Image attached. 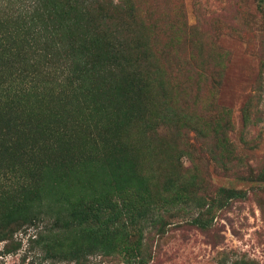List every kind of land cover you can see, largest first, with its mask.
Wrapping results in <instances>:
<instances>
[{
  "label": "rangeland",
  "instance_id": "rangeland-1",
  "mask_svg": "<svg viewBox=\"0 0 264 264\" xmlns=\"http://www.w3.org/2000/svg\"><path fill=\"white\" fill-rule=\"evenodd\" d=\"M50 1L0 0V264H264V0H87L72 46ZM109 65L133 112L79 89ZM127 174L138 204L79 199Z\"/></svg>",
  "mask_w": 264,
  "mask_h": 264
},
{
  "label": "trees",
  "instance_id": "trees-1",
  "mask_svg": "<svg viewBox=\"0 0 264 264\" xmlns=\"http://www.w3.org/2000/svg\"><path fill=\"white\" fill-rule=\"evenodd\" d=\"M48 3L52 7L51 8L52 9L51 15H50L51 19L48 20L49 23L57 24V28H56L57 30L62 28L63 23H67L66 30L68 33V43L72 46L73 44H76L78 41H80L79 33L81 30V27L84 26L83 21H86L89 24L92 23L91 19L86 18L87 8H88L87 5L89 4V1H87V0H52ZM34 4H35V2L32 4V6ZM29 8H30V6H27L25 8V10L28 11ZM54 30L55 29L51 27L50 31H54ZM92 34L97 35V33L95 32L94 29L91 31V35ZM87 40L89 41L90 38ZM115 44H116V42H114V41H111L108 43L107 49H106L107 53L103 54L104 58H107V59L112 58L113 60H115V58H116V60H117L118 56L119 57L121 55L124 56L123 44L119 40L117 41L118 53H117V49H116L117 46H115ZM70 49H72V47H70ZM92 54L94 55V57H91L90 62H91V64H95L98 62V56L100 55V50L98 48H95V50ZM108 57H110V58H108ZM112 59H111V64L112 63L116 64V62H113ZM78 67H79V65L75 66L73 71H71V74L77 73L79 71ZM111 67L113 68V70L115 69V66L109 65L107 68V74L106 75L101 74V76H99V74H96V71L93 72L92 74L94 76L91 77V79L90 78L88 79V77L85 76V74H84L85 78L83 79V82L85 83V86L80 87L79 89H81L83 91V93H84L83 95H86L91 100L90 103H92V102L94 103V105H95L94 110H97V109L100 110L99 107L104 106V105L97 106V104L95 103L96 99H98L102 95H105V96L108 95L111 97V99L114 100V101L110 102V105L112 106V109H111L112 111L120 112V111H122V109L128 108L133 112L135 107L133 106L131 100L135 101L136 105H139V103H138L139 98L137 95L141 93V90L136 87V85L132 79L128 78L127 75H124L125 68H126L124 65L120 66L119 69L117 70V72H118V78H117L118 85H116V82H114L112 84L111 81H112L113 71L111 70ZM81 70H83V69H81ZM76 79L78 81L81 80L79 76ZM59 86L63 87V85H61V84ZM69 87H71V86H69ZM73 90L75 91L76 89H73ZM114 93H117L118 95L115 96ZM130 115L133 116L132 113ZM112 122L113 123H111V125L114 126L113 134L115 136V133L117 130L116 128L120 127L122 124L119 123V118L117 116L114 117V120ZM107 126H110V124H108L106 122L104 124V128ZM5 129H6V127H5ZM0 131L4 132V127H0ZM150 133H151V137H149L150 141L155 145L156 144L161 145V140L159 138V135L156 133V131L152 130V132H150ZM7 152L8 151L6 150V148L2 149L3 155H6ZM128 162H129V160L126 163H128ZM126 165L127 164L122 165L121 162L120 163L117 162V164H114V165L111 164V167H112V170H114L115 168H116V170H120V169L122 170L123 169L122 167H126ZM127 167H128V165H127ZM125 170H123V172ZM132 176H133L132 174L125 175L124 177H122L123 180H121V182L119 181L118 178L113 181L112 179H108L109 176H106L101 181V190H99L95 193H88L87 192L86 194L81 196L79 199H81V198L86 199L87 198V199H90L94 202H100L102 199H105V197H107V196L115 195L121 200L120 203L123 207L130 206V205H136V204H138L139 201H136V202L129 201V197H130L129 193H131L132 192L131 189L136 187V185H137L130 180V178ZM34 195H35L34 193L30 194V198L33 199ZM131 195H132V193H131ZM137 196L141 199V196L139 194H137ZM23 202H24V200H21V204ZM75 202H73V204ZM155 202H156V204L158 203L157 201H155ZM155 202L153 200L149 201L148 203L150 205H153L152 209L145 208L143 216L139 217V220L141 221V220L147 219V216L150 215V222H149L150 226H154L158 222L157 218H154L153 216H151L152 214L156 213V211H154L157 207L155 205ZM32 203L33 202L31 201V204ZM18 205H19V203H18ZM118 217H119L118 214H114L112 217H109V219H104V216L101 213V216H96L95 218L97 219V223L98 222L99 223L100 222L105 223L104 235L108 236L110 234L109 225H112L109 223L110 219H115ZM82 234H84L83 231H82ZM111 234H112V236L114 235L113 233H111Z\"/></svg>",
  "mask_w": 264,
  "mask_h": 264
}]
</instances>
